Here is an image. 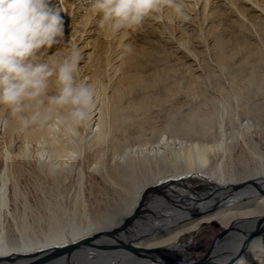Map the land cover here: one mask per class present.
<instances>
[{
    "label": "bare ground",
    "instance_id": "6f19581e",
    "mask_svg": "<svg viewBox=\"0 0 264 264\" xmlns=\"http://www.w3.org/2000/svg\"><path fill=\"white\" fill-rule=\"evenodd\" d=\"M83 1H60L71 18L66 21L70 37L77 31L74 15L85 10ZM240 1L264 14L257 1ZM88 20L82 35L91 31ZM220 40L213 52L228 68ZM230 72V88L218 84L222 100L203 99L187 112L167 107L170 89L150 93L139 77H126L122 87L99 97L86 121L83 155L74 156L57 136L53 118L71 122L67 109L54 110L45 124L33 125L29 134L49 149L26 166V154L5 151L0 164V264H31L71 245L76 246L43 264H264V69L252 65L248 72L243 66ZM83 80L91 77L83 74ZM137 88L140 98H129ZM192 172L219 188L185 196L171 187L186 184ZM94 174L113 187L119 202L88 209L86 187L97 185ZM27 181L33 190L22 184ZM213 219L223 229L204 262L187 261L176 238Z\"/></svg>",
    "mask_w": 264,
    "mask_h": 264
},
{
    "label": "rangeland",
    "instance_id": "374dc122",
    "mask_svg": "<svg viewBox=\"0 0 264 264\" xmlns=\"http://www.w3.org/2000/svg\"><path fill=\"white\" fill-rule=\"evenodd\" d=\"M57 1L53 0V4L56 7L60 6L62 10L64 39L61 44L50 49L48 54H54L62 47L60 52L62 58L72 49L70 43L74 42L73 39L80 37L73 44L83 54L78 78L83 79V74L91 77L88 83L94 86L98 99L104 94L109 96L117 87H122L126 77H139L145 84L144 91L162 93L164 89H170L168 92L171 95V100L167 107L187 112L195 103H199L203 99L222 100L223 93L219 92L221 87L218 84L225 86V89L230 88V69L238 71L243 66L248 72L252 65L264 69V14L260 10L248 8L249 4H244L240 0H182L184 17H177L171 9H166L160 14L159 19H146L142 26L135 31H122L116 37H113L107 28L99 27V17L91 11L88 0L83 1L85 10L80 13L81 16L74 15L73 22L76 23L77 31L70 37L66 30V24L71 22V18L62 9L61 0ZM69 1L76 3L78 0H65L66 4ZM254 1H257L264 9V0ZM239 10L245 15L244 20L239 17ZM86 19L92 20V25L88 28L91 31L89 34L82 35L83 22ZM244 21L246 22L244 23ZM216 39H221L220 41L223 43L222 49L228 68L221 67V60L213 52ZM86 42L88 43L87 47H81L82 43ZM128 45L133 49L131 53L125 51V46ZM95 60H99L97 72L94 66ZM95 72L97 76L92 79ZM213 73L216 74L215 78ZM237 83L245 86L242 79H238ZM131 93L129 98L138 100L142 89L137 88ZM156 116L159 119L157 124L163 123V114L159 113ZM0 119L8 121L7 127L0 130V164H2L5 151H10L15 155L26 154V159L28 158L29 161L23 159L26 166L37 160L40 151L49 149L47 143L29 134V129L32 126L24 130L15 127L13 125L15 119L6 110L0 109ZM53 119L58 122L57 136L61 142L67 144L70 152L74 156L86 153V122L77 126L72 122L65 121L64 118L62 121L59 117ZM49 124L50 122H48ZM183 136L185 137V135ZM255 138L262 139L261 147L264 148V137L260 139L257 136ZM79 160L78 157H75V162ZM191 175L192 178H188L186 184L174 183L171 187L185 196L193 193L202 196L201 194H209L219 188L214 180L199 172H192ZM94 176L97 178V185L90 188L87 185L86 187L88 209L91 211L100 207L102 210L107 207L106 204L119 202L120 199H115L116 194L113 187L107 181L99 179L98 175L94 174ZM22 184L28 190H33L30 181L22 182ZM199 196L198 198H200ZM172 200L171 203L176 202L175 199ZM161 202L165 203V206L169 204L165 199H162ZM195 202L199 204L202 203V200H195ZM207 222L200 224L192 231L183 232L176 238L175 242L185 254L187 261L202 259L219 236L220 230L223 229L222 225L213 223L214 219Z\"/></svg>",
    "mask_w": 264,
    "mask_h": 264
},
{
    "label": "clouds",
    "instance_id": "9594fccd",
    "mask_svg": "<svg viewBox=\"0 0 264 264\" xmlns=\"http://www.w3.org/2000/svg\"><path fill=\"white\" fill-rule=\"evenodd\" d=\"M99 17V27L113 37L138 29L146 19L166 9L184 17L182 0H88ZM61 7L53 0H0V109L18 121L24 130L45 124L51 113L68 110L77 126L90 119L98 102L93 85L79 79L83 60L73 47L60 57L49 50L64 39ZM125 51H133L130 45ZM7 119L0 126H7Z\"/></svg>",
    "mask_w": 264,
    "mask_h": 264
},
{
    "label": "water",
    "instance_id": "95a60500",
    "mask_svg": "<svg viewBox=\"0 0 264 264\" xmlns=\"http://www.w3.org/2000/svg\"><path fill=\"white\" fill-rule=\"evenodd\" d=\"M89 238L87 239H84L83 241H81L80 243H78L79 245H83V244H86L87 241H88ZM77 244V245H78ZM76 245H71V246H66V247H63V248H59L57 250H55L54 252L50 253V254H47V255H44V256H41L39 258H37L36 260H34L31 264H43L49 260H52L53 258L61 255L62 253H64L65 251H70L72 248H74ZM205 257V255H204ZM204 257L198 261H195L196 263H203L204 261Z\"/></svg>",
    "mask_w": 264,
    "mask_h": 264
}]
</instances>
